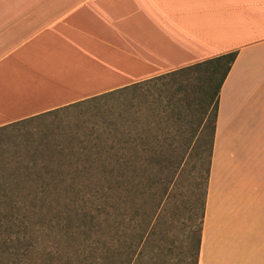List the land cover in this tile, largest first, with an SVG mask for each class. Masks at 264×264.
Masks as SVG:
<instances>
[{
  "label": "crops",
  "instance_id": "0c3cea01",
  "mask_svg": "<svg viewBox=\"0 0 264 264\" xmlns=\"http://www.w3.org/2000/svg\"><path fill=\"white\" fill-rule=\"evenodd\" d=\"M231 52L199 264H264V0H0V128Z\"/></svg>",
  "mask_w": 264,
  "mask_h": 264
},
{
  "label": "trees",
  "instance_id": "16d2710c",
  "mask_svg": "<svg viewBox=\"0 0 264 264\" xmlns=\"http://www.w3.org/2000/svg\"><path fill=\"white\" fill-rule=\"evenodd\" d=\"M236 56L227 53L83 100L100 101L167 75L219 73L212 125L205 115L186 118L199 98L184 100L172 92L145 111L135 103L108 105L53 140L1 155L0 264H30V258L35 264H166L173 251L166 242L167 217L180 167L188 149L208 136V167L195 187L202 197L200 222L184 247L186 264H199L219 94Z\"/></svg>",
  "mask_w": 264,
  "mask_h": 264
},
{
  "label": "rangeland",
  "instance_id": "374dc122",
  "mask_svg": "<svg viewBox=\"0 0 264 264\" xmlns=\"http://www.w3.org/2000/svg\"><path fill=\"white\" fill-rule=\"evenodd\" d=\"M220 74L217 73L213 78L209 77L208 72H199L191 74L167 75L160 79L150 82V85L142 87H132L123 93H114L101 99L100 101H78L70 105L59 107L54 111L46 114L30 117L21 121L8 124L0 128V156H11L15 152H26L28 146L53 140V135L60 130L66 131L69 126L79 123L84 117L91 115V112L98 113L100 108H106L108 105L120 107H131L135 103V108H141L145 111L152 102L155 105L160 100H168L169 93L177 92L184 100L197 99L198 104L191 113L186 109L185 115L188 120L193 118L195 121L200 117H209V125H212L214 114V103L216 101L215 89ZM207 91V95L203 93ZM163 92L161 95H159ZM146 95V98L144 97ZM213 98V100H212ZM154 99V100H153ZM77 103V104H76ZM186 103V101H184ZM107 104V105H104ZM157 105V104H156ZM193 109V108H192ZM189 114V115H188ZM176 130V127L174 128ZM178 131H181L178 125ZM210 132L206 129L205 133ZM183 133V131H182ZM35 144V145H34ZM208 136L203 137L198 147L188 149L183 164H181L180 183L176 190L167 221L169 223V236L166 238L167 243H171L173 251L168 253L166 264H186V252L184 248L188 245L186 241L187 234L190 230L197 229L200 222L202 211V197L196 191V184L204 181L206 168L208 167ZM195 190V192H193ZM204 190L202 186L201 191ZM192 216V222L189 218ZM172 223V225H171ZM192 223V227H186ZM44 242L42 246H45ZM36 258L29 260L30 264H35Z\"/></svg>",
  "mask_w": 264,
  "mask_h": 264
}]
</instances>
